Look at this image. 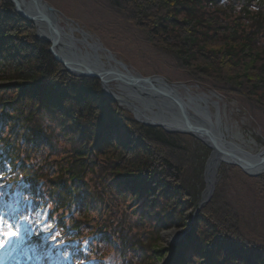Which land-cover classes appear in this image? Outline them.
Returning <instances> with one entry per match:
<instances>
[{
    "label": "trees",
    "instance_id": "obj_1",
    "mask_svg": "<svg viewBox=\"0 0 264 264\" xmlns=\"http://www.w3.org/2000/svg\"><path fill=\"white\" fill-rule=\"evenodd\" d=\"M107 1L116 15L145 21L190 81L264 105V0ZM35 30L0 0V185L8 187L0 204L14 205L7 194L20 192L14 241L40 224L53 227L56 264H264V247L225 227L210 201L194 217L185 212L197 203L186 170L165 156L157 164L152 150L177 149L170 136L112 106L97 78L67 72ZM202 146L187 159L200 179ZM171 226L183 239L157 248ZM59 242L69 259L55 255Z\"/></svg>",
    "mask_w": 264,
    "mask_h": 264
},
{
    "label": "rangeland",
    "instance_id": "obj_2",
    "mask_svg": "<svg viewBox=\"0 0 264 264\" xmlns=\"http://www.w3.org/2000/svg\"><path fill=\"white\" fill-rule=\"evenodd\" d=\"M44 1L57 10L61 25L65 28L82 30L91 40L110 51L115 59L124 63L133 73L141 76H161L169 82L178 85L184 84L191 95L206 94L210 98L208 105L212 112L214 107L211 103L216 102L221 118L222 131L228 141L240 144L251 153H256L264 147V105L251 102L245 96L233 93L223 94L210 89V87L207 88V85L214 84L212 81H202L204 87L190 81V78L180 68V63L174 56L167 57L163 55L158 47L161 42H158V38L152 37V34L148 32L149 25H145V21L134 22L130 21L127 15H116L110 9L107 0ZM74 35L80 38L78 32L75 31ZM100 56L105 61V54L100 53ZM180 91L183 92L182 89ZM111 104L112 106L119 105L125 109L112 99ZM152 128L160 129L163 133L169 135V139L177 146V149L171 153L163 152V148L157 145V147L153 145L152 150H155L158 154L157 164L158 161H161V156H165L175 164L180 163L181 169L186 170L184 173L186 175L185 187L189 190L192 196L191 199L197 198V203L194 209L193 207L186 208L185 212H191L194 217L206 204L199 205L205 182L204 176L202 179L198 177V164L196 166L195 164L192 165L187 159L192 158L194 155L200 156L203 154L205 152V148L202 146L203 143L188 134L167 133L160 127ZM134 163L137 165L135 161ZM152 163L154 164V162ZM194 167H197V169H194ZM152 175L157 176L156 174ZM3 188L6 187L0 185V191L4 195L6 189ZM7 196L8 200L14 202V205L7 204L4 207L0 204V242L7 241V244L0 247V263H9L12 259H9V254L10 257L14 256L10 264H56L52 260L53 258L50 259V251H47L52 246V242L54 244L58 243L52 241V237L48 233V231L53 230L52 226L41 230L40 224H37L35 230L31 231L30 236H26L20 241L13 240L14 237L10 231L15 229V220L13 219L19 212L17 208L20 206L18 205L20 192L17 190L13 193V197L9 194ZM208 201L218 209V218L221 217L224 222L222 224L225 227L229 226L233 230L235 229L252 244L264 247V172L251 176L233 164L221 163L217 168L214 190ZM17 229L19 233L20 230L23 231V227ZM184 233L185 231L174 226L162 229L156 243L157 248L161 249L181 241ZM23 241H26V245H19ZM21 246L23 249H21ZM64 248H67V246L59 242L55 255H66V253H59ZM30 255L34 257L33 260ZM66 257L69 259L68 255ZM93 263V260H91L86 264ZM158 264H166V259L162 260L161 258Z\"/></svg>",
    "mask_w": 264,
    "mask_h": 264
},
{
    "label": "water",
    "instance_id": "obj_3",
    "mask_svg": "<svg viewBox=\"0 0 264 264\" xmlns=\"http://www.w3.org/2000/svg\"><path fill=\"white\" fill-rule=\"evenodd\" d=\"M10 1L22 18L35 25L37 35L49 42V52L67 71L76 77L97 78L104 94L130 111L143 125L160 127L167 133L191 135L210 149L203 170L205 188L200 206L213 193L221 163L233 164L251 176L264 172V147L251 153L240 144L228 141L216 102L211 103L212 112L206 94L191 95L184 84L169 82L161 76L133 73L82 30L61 25L57 10L44 0ZM75 31L80 38L75 37ZM100 53L105 54V61ZM112 85L119 92H114Z\"/></svg>",
    "mask_w": 264,
    "mask_h": 264
},
{
    "label": "bare ground",
    "instance_id": "obj_4",
    "mask_svg": "<svg viewBox=\"0 0 264 264\" xmlns=\"http://www.w3.org/2000/svg\"><path fill=\"white\" fill-rule=\"evenodd\" d=\"M13 4V3H12ZM67 72H69V71H67ZM70 73V72H69ZM71 75H73L72 73H70ZM74 76V75H73ZM112 90H114V92H116V91H118V89L114 86V85H112ZM119 92V91H118ZM207 98V100H208V103H209V101H210V98L209 97H206ZM130 112V111H129ZM132 114V113H131ZM133 115V114H132ZM134 117V116H133ZM14 259V256L12 257V259H11V261L10 262H12V260ZM10 262L9 263H7V264H10Z\"/></svg>",
    "mask_w": 264,
    "mask_h": 264
},
{
    "label": "snow or ice",
    "instance_id": "obj_5",
    "mask_svg": "<svg viewBox=\"0 0 264 264\" xmlns=\"http://www.w3.org/2000/svg\"><path fill=\"white\" fill-rule=\"evenodd\" d=\"M5 244H7V241L0 242V247H3Z\"/></svg>",
    "mask_w": 264,
    "mask_h": 264
}]
</instances>
